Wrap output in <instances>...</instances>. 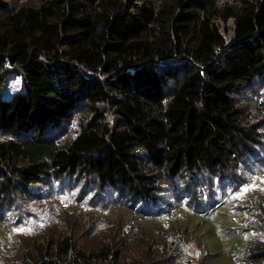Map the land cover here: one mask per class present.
Wrapping results in <instances>:
<instances>
[{"label":"trees","instance_id":"1","mask_svg":"<svg viewBox=\"0 0 264 264\" xmlns=\"http://www.w3.org/2000/svg\"><path fill=\"white\" fill-rule=\"evenodd\" d=\"M9 5L0 0V203L15 187L89 174L156 215L169 182L228 179L264 142L263 115L243 104L264 80V0ZM230 18L227 42L218 21ZM10 74L22 88L5 98ZM73 244L51 240L31 264L119 263L108 243ZM243 254L264 261V245L247 239Z\"/></svg>","mask_w":264,"mask_h":264},{"label":"rangeland","instance_id":"2","mask_svg":"<svg viewBox=\"0 0 264 264\" xmlns=\"http://www.w3.org/2000/svg\"><path fill=\"white\" fill-rule=\"evenodd\" d=\"M42 1L8 0L10 7ZM218 24L229 42L233 19ZM254 84L244 94V108L264 120V80ZM21 88V76L10 74L3 97ZM64 126L68 132L60 134L59 142L75 134L79 124ZM255 151L228 179L175 178L165 185L156 215L142 216L136 203L100 186L89 174L47 178L26 195L15 187L0 203V264H31L47 242L63 236L86 253L108 243L119 254L118 264H163L170 256L178 264H264L248 254L237 256L247 239L264 245V191L259 190L264 188V142ZM254 177L260 178L258 187L235 198ZM199 190L205 201H198Z\"/></svg>","mask_w":264,"mask_h":264},{"label":"snow or ice","instance_id":"3","mask_svg":"<svg viewBox=\"0 0 264 264\" xmlns=\"http://www.w3.org/2000/svg\"><path fill=\"white\" fill-rule=\"evenodd\" d=\"M256 179H260L259 177H254L253 178V181L250 185H246L244 187H242L240 189V191L236 194L235 198L237 199H240V198H243V196L249 192V191H252L254 189H256L258 186L256 185L255 181ZM261 183H264V179H261ZM260 191H264V188H261L259 189ZM15 231H18V232H24V231H30V229H25V228H18V229H15Z\"/></svg>","mask_w":264,"mask_h":264}]
</instances>
